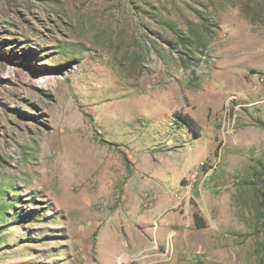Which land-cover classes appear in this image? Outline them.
<instances>
[{
    "label": "rangeland",
    "instance_id": "1",
    "mask_svg": "<svg viewBox=\"0 0 264 264\" xmlns=\"http://www.w3.org/2000/svg\"><path fill=\"white\" fill-rule=\"evenodd\" d=\"M0 264H264V0H0Z\"/></svg>",
    "mask_w": 264,
    "mask_h": 264
},
{
    "label": "trees",
    "instance_id": "2",
    "mask_svg": "<svg viewBox=\"0 0 264 264\" xmlns=\"http://www.w3.org/2000/svg\"><path fill=\"white\" fill-rule=\"evenodd\" d=\"M178 120L181 121L184 125H186V127L191 130L193 133L195 134H198V129L196 128L193 120L188 116V115H182V114H179L177 116ZM196 219V224H199L198 221H199V218L198 217H195Z\"/></svg>",
    "mask_w": 264,
    "mask_h": 264
}]
</instances>
